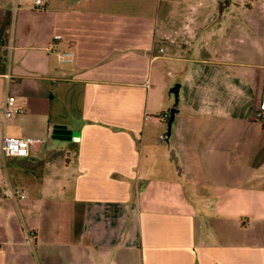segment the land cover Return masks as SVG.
I'll use <instances>...</instances> for the list:
<instances>
[{
  "label": "crops",
  "instance_id": "crops-1",
  "mask_svg": "<svg viewBox=\"0 0 264 264\" xmlns=\"http://www.w3.org/2000/svg\"><path fill=\"white\" fill-rule=\"evenodd\" d=\"M173 5L0 0V137L42 140L0 157V264H264V0Z\"/></svg>",
  "mask_w": 264,
  "mask_h": 264
},
{
  "label": "built area",
  "instance_id": "built-area-1",
  "mask_svg": "<svg viewBox=\"0 0 264 264\" xmlns=\"http://www.w3.org/2000/svg\"><path fill=\"white\" fill-rule=\"evenodd\" d=\"M32 7L35 9L42 8V0H32ZM160 50L158 49V52ZM50 52H53L50 50ZM56 59L60 63L70 62L72 54L70 52L55 53ZM21 110L13 105L12 97H6L0 106V117L1 119L9 118L20 114ZM264 113V100H261L259 108L255 113V118L263 119ZM163 115L161 118H164ZM42 140H35L28 137L23 138H12V137H0V157L10 158H23L33 149V147ZM1 195L9 200H21L24 198L23 191L19 187H10L6 183L3 184L1 189ZM33 239L32 233H28L27 240Z\"/></svg>",
  "mask_w": 264,
  "mask_h": 264
},
{
  "label": "rangeland",
  "instance_id": "rangeland-1",
  "mask_svg": "<svg viewBox=\"0 0 264 264\" xmlns=\"http://www.w3.org/2000/svg\"><path fill=\"white\" fill-rule=\"evenodd\" d=\"M173 1H174V5L172 6L171 26L174 29H177L180 26V24L182 23V21L185 20L183 18L184 16H186L185 18L194 17L197 20H199L200 13H199V11L197 12V2H199V0H187L185 2H184V0H173ZM187 6H190L192 8L190 9V7H187ZM192 33H194V30H190L189 35L191 37H192ZM193 45H194L193 47H195V44H193ZM175 50L176 51L181 50V47L177 46V47H175ZM172 83H173V81H172ZM157 95L160 97V99H162L163 109L161 111L167 112V110L169 109V105L171 103V100L165 94V89H163L161 87L159 89H157ZM156 114H157V112H156ZM153 142H154V143H152L153 149H156L157 147H159L157 149H161V150L164 149V144H160L159 146H156L155 139Z\"/></svg>",
  "mask_w": 264,
  "mask_h": 264
},
{
  "label": "water",
  "instance_id": "water-1",
  "mask_svg": "<svg viewBox=\"0 0 264 264\" xmlns=\"http://www.w3.org/2000/svg\"><path fill=\"white\" fill-rule=\"evenodd\" d=\"M218 11H220V8H218ZM177 88H178V85L173 84L170 87H168V89L166 91V95L170 96V98H171V104H170V107L167 111V116H166V119L164 122L163 132H162V134L159 138V141H158L159 143L162 142L166 148L168 146L167 138L169 135L170 123L172 121V117H173L174 113L176 112V108H177V104H178ZM64 136H66L65 138L71 137L74 139L76 136V132H58V131H56V128H53L51 131V137L61 138ZM167 156H168V159L170 162H172V163L175 162L170 150L167 153Z\"/></svg>",
  "mask_w": 264,
  "mask_h": 264
}]
</instances>
